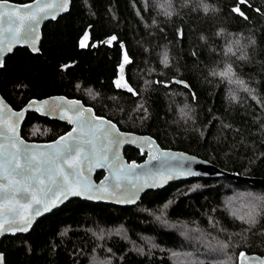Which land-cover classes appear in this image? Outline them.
<instances>
[{
	"label": "trees",
	"instance_id": "1",
	"mask_svg": "<svg viewBox=\"0 0 264 264\" xmlns=\"http://www.w3.org/2000/svg\"><path fill=\"white\" fill-rule=\"evenodd\" d=\"M237 3L72 0L66 13L44 22L38 53L18 47L5 57L0 94L14 108L32 97L79 98L120 129L149 134L161 147L264 178V0L241 4L244 16L232 11ZM86 32L88 46L81 48ZM112 36L117 39L109 44ZM124 52L129 63L121 74ZM228 65L244 85L212 74ZM66 128L28 112L20 133L26 140L49 141ZM124 155L143 157L133 147ZM236 192L264 198L260 185L218 176L148 190L131 206L70 199L29 232L4 236L0 251L4 264L103 262L91 260L95 254L110 264H219L201 249L194 260H173L187 249L184 239L190 236L200 246L214 243L228 250L237 264L240 250L264 255V210L255 224L236 218L224 205ZM101 227H120L123 236L98 235ZM146 238L153 245H146Z\"/></svg>",
	"mask_w": 264,
	"mask_h": 264
},
{
	"label": "snow or ice",
	"instance_id": "2",
	"mask_svg": "<svg viewBox=\"0 0 264 264\" xmlns=\"http://www.w3.org/2000/svg\"><path fill=\"white\" fill-rule=\"evenodd\" d=\"M67 3L68 0H62V6H66ZM245 3L247 0H238L237 6L232 11L244 16L240 5ZM23 7L30 8L32 5L26 4ZM52 7L54 5L50 3H37L33 11L22 12L16 7H10L8 0H0V24L7 21L12 25L7 29H0V52L5 50L11 52L13 43L27 41L39 25V14ZM207 10L208 6L205 5V11ZM5 32L9 35L5 36ZM87 39L88 33L86 32L79 44L81 48L88 46L85 43ZM116 39L112 36L108 43L111 44ZM167 60V53H165L163 61L165 65H167ZM128 63L127 52H124L120 69L123 70ZM2 64L3 61L0 60V66ZM212 74L227 78L229 83L244 85V81L234 78L235 73L231 65ZM174 82L187 87L183 81ZM115 83L118 88L122 87L119 81ZM123 86L133 95L136 94L131 86L126 83ZM245 90L251 91L246 87ZM235 98L232 96V99ZM78 104L79 102L75 101L70 102L68 107L60 105L58 108L46 106L47 102L42 105V107L46 106L45 113L57 110L71 111L75 117L73 122L76 124V127L66 136L60 137L54 144L47 145V151L29 146L23 141L17 143L14 124H4V130H0V137H4L12 149L8 151L4 145H0V200L5 202L0 204V217H3L0 219V230L12 229L14 225L17 227L13 230H27L26 226L31 224V218L17 209L30 208L32 209L31 215L37 216L40 215L42 208L47 210L46 205H54L62 198L66 199L68 195H88L94 192L100 195L90 198L103 199L116 195L117 189H124L129 185L137 188V181L141 174L137 170L141 166L135 163L121 164L117 155L119 146L125 142V136L115 129L111 121H104L102 117L90 118L88 113L91 110L81 109L77 107ZM82 112L83 115H81ZM15 115L20 117L22 113ZM105 166L109 168L111 177H106L105 181L99 185L92 184L86 173L94 167ZM145 174L151 175V173ZM187 174L177 173L178 176ZM172 178V176H167L163 179ZM157 179V176H153L152 186H159L155 183ZM56 193L59 195L57 196ZM237 198L242 202L247 201V203H242L246 211L238 214L239 210H237L232 214L249 225L256 223V217L259 214L257 209L258 207L264 208V198L253 195L251 192L241 193ZM240 257L243 259L245 253L241 252ZM261 264H264V261H261Z\"/></svg>",
	"mask_w": 264,
	"mask_h": 264
},
{
	"label": "water",
	"instance_id": "3",
	"mask_svg": "<svg viewBox=\"0 0 264 264\" xmlns=\"http://www.w3.org/2000/svg\"><path fill=\"white\" fill-rule=\"evenodd\" d=\"M72 0H68L66 6H62V0H29L26 2H15L8 0L10 7H16L22 12H31L35 9L37 3L45 4L50 3L54 5V7L46 10L45 12H41L39 14V25L36 27L35 32L30 35V38L27 41H20L19 43L12 44V51H3L0 52V60H5V57L11 54L15 48L22 47L28 49L31 53H38L39 52V45L40 40L42 37L41 29L44 22L49 20H55L60 15L66 13L71 5ZM26 4L32 5L30 8H24L23 6ZM54 17V18H53ZM12 25L5 21L4 23L0 24V29H7ZM9 35L5 32V36ZM3 66V64H2ZM0 66V68L2 67ZM124 73V68L121 70V74ZM78 101L79 104L77 107L87 110L90 109L91 112L88 113L89 117L95 119L96 117H102L104 121H111L113 125H115V129L119 131V133L125 136V142L119 146L117 151V155L121 164L129 165L132 163L138 164L141 166L140 169L137 171L141 173L139 175V179L137 181V188H132L130 185L124 189H117L116 195L114 196H107L103 199H96L90 198L92 196H98L99 193H90L88 195H68L66 199L62 198L58 203L54 205H46L44 208L41 209L40 215L32 216L31 212L32 209L25 208V209H17L23 215H27L31 218V224L26 226L25 231H16L13 230L17 226H13L12 229L8 230H0V240L4 236L8 235H16V234H25L30 231L32 226L35 222L44 216L45 214L51 212L52 210L60 207L65 202L69 201L70 199H81L85 201H92L98 203H106L112 204L115 206H131L138 202L140 197L148 190H157L168 186L170 183L179 181V180H187L192 178H211V177H218V176H228L235 181L241 180L246 182L247 184L251 185H260L264 188V178L256 177V176H249V175H241L237 172H230L224 168H221L214 163L201 158L197 155L191 154L189 152L172 149V148H164L161 147L158 142L149 134L146 133H138L133 131H127L120 129L115 122L112 120L104 117L103 115H98L95 113L92 106L85 104L81 99L75 97H68L63 94H54L48 95L45 97L37 98L32 97L29 98L21 107L14 108L8 103L5 98L0 94V130H4V124L8 125H15L16 133L15 136L17 138V143L19 141H23L25 144L39 148L43 151H47L46 146L49 144H54L60 137L66 136L69 132L72 131L76 124L73 122L75 117L72 115L71 111H53L51 113H45L46 106H52L58 108L60 105H64L65 107L69 106L70 102ZM44 102H47L46 106ZM28 112H32L37 114L40 117L48 118L50 120H57L59 122L66 123L69 125V128L49 141H35V140H26L20 133L21 127L23 122L26 118V114ZM16 113H22V116L17 117ZM84 113L82 112L81 115ZM0 145H4L5 149L8 151H12L8 141L4 137H0ZM133 147L139 151L141 155H143L142 159L135 160L130 159L128 160L124 155L125 147ZM155 157V159H153ZM96 172H102V175L99 178L95 177ZM185 172L188 173L184 176H178L177 173ZM145 173H151V175H146ZM90 182L94 185H99L102 181H105L106 177H111V172L107 166L105 167H94L88 173H86ZM153 176H157L158 179L155 181L159 186H152L154 183ZM172 176V179H163L164 177ZM163 181L162 183L160 181ZM147 184L148 186H143ZM134 193V195H133ZM58 196L59 193H56ZM5 203L3 200H0V204ZM21 203H24L21 201ZM3 219V217H0ZM19 219V217H18ZM8 226L6 225V228ZM244 252L245 257L242 259L240 257V253ZM261 261H264V255H260L253 252H246L245 250H240L237 254V264H261ZM0 264H4V254L0 251Z\"/></svg>",
	"mask_w": 264,
	"mask_h": 264
},
{
	"label": "rangeland",
	"instance_id": "4",
	"mask_svg": "<svg viewBox=\"0 0 264 264\" xmlns=\"http://www.w3.org/2000/svg\"><path fill=\"white\" fill-rule=\"evenodd\" d=\"M132 110L134 112L137 109L132 107ZM241 193H244V192H236L233 195L227 197L226 200H224V205H225L226 209L228 210V212H230L231 214L237 210H239L238 214H242L244 211H246V209L242 207V203H247V201L245 200L242 202L240 199L237 198L239 196V194H241ZM252 194L258 196L255 193H252ZM263 210H264V208H259V207L257 209L259 214L261 213L260 211H263ZM256 219H257V217H256ZM97 229H98V235L109 236L111 234H115V235H119L120 237L123 236V232L120 231V230H122L120 227H114L112 229L101 227V228H97ZM187 239L186 240L184 239V241L186 243L185 246L187 249L174 253L173 260H175V261L194 260L198 257L197 253H195V250L201 249L203 251L202 253L206 257L209 256L212 259H215L219 264H233L232 263L233 262L232 257L230 254L231 252L229 253L228 250L220 251L219 245L213 243V245L205 244L203 247V245L200 246L197 244V239L195 237L187 236ZM144 242L146 245H153L152 240L149 238L144 239ZM220 243L224 244L223 242H220ZM96 256L99 258H97ZM98 259H102L103 262H97V261L93 262L92 261L90 264H110L109 262L106 261L108 259H104V257H100L96 254L93 257V259L91 258V260H98Z\"/></svg>",
	"mask_w": 264,
	"mask_h": 264
},
{
	"label": "flooded vegetation",
	"instance_id": "5",
	"mask_svg": "<svg viewBox=\"0 0 264 264\" xmlns=\"http://www.w3.org/2000/svg\"><path fill=\"white\" fill-rule=\"evenodd\" d=\"M41 118H44V117H41ZM64 124H66V123H64ZM66 126H67L66 130H67V129L69 128V125L66 124ZM66 130H65V131H66ZM63 132H64V131H63ZM53 139H54V138H53ZM49 140H51V139H49ZM44 141H46V140H44ZM127 147H128V146H127ZM125 149H126V147H125ZM125 149H124V150H125Z\"/></svg>",
	"mask_w": 264,
	"mask_h": 264
},
{
	"label": "bare ground",
	"instance_id": "6",
	"mask_svg": "<svg viewBox=\"0 0 264 264\" xmlns=\"http://www.w3.org/2000/svg\"><path fill=\"white\" fill-rule=\"evenodd\" d=\"M190 153V152H189Z\"/></svg>",
	"mask_w": 264,
	"mask_h": 264
}]
</instances>
